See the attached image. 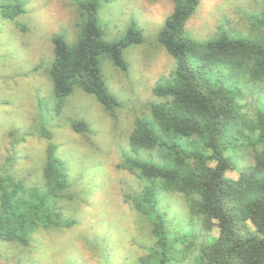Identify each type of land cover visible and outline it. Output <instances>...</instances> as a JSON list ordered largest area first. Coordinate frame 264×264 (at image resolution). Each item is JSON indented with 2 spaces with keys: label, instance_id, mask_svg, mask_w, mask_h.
Listing matches in <instances>:
<instances>
[{
  "label": "trees",
  "instance_id": "trees-1",
  "mask_svg": "<svg viewBox=\"0 0 264 264\" xmlns=\"http://www.w3.org/2000/svg\"><path fill=\"white\" fill-rule=\"evenodd\" d=\"M200 1L173 0L159 42L176 61L175 78L171 86L155 90L165 101L152 104L148 117L136 119L119 166L138 183H125L130 191L121 196L141 220L139 249L146 254L136 260L122 254L121 240L109 239V232L115 233L111 215L109 242L97 234L74 243L80 253H71L68 264H264V151H258L264 144V110L258 108L264 107V96L255 106L242 102L247 91L264 87V13L247 16L255 31L245 34L225 22L218 40L198 47L185 29ZM6 2L4 17L24 12L21 0ZM79 6L87 20L78 45L54 39L50 74L57 109L80 87L115 111L121 104L106 87L100 58L126 70L123 51L142 43V32L130 28L121 41L108 42L98 23L97 3ZM72 127L79 134L90 130L85 122ZM43 136L52 139L47 132ZM55 149L48 145L42 179L32 185L16 178L11 158L2 156L0 251L12 246L7 264H31L25 249L40 232L79 223L64 225L62 209L55 206L70 194ZM231 152H240L247 164L237 179L227 176L235 170Z\"/></svg>",
  "mask_w": 264,
  "mask_h": 264
},
{
  "label": "rangeland",
  "instance_id": "rangeland-1",
  "mask_svg": "<svg viewBox=\"0 0 264 264\" xmlns=\"http://www.w3.org/2000/svg\"><path fill=\"white\" fill-rule=\"evenodd\" d=\"M6 1L0 0V161L2 156L11 158L10 172L32 185L42 179L46 149L53 144L70 186L69 198H58L55 206L62 209L64 225L79 221L76 227L40 232L25 249L34 261L31 264H68L71 253H80L74 243L97 234L106 238L111 223L115 233L109 232V239L117 236L124 246L122 254L136 260L146 254L139 249L141 220L124 203L121 193L130 191L125 183L132 187L138 183L119 166L128 153L136 119L148 117L152 104L165 101L155 90L171 86L175 78L176 61L159 42L174 10L173 0H21L24 12L13 18L1 13ZM93 1L98 5V23L106 41L119 42L130 28H136L142 32L143 42L123 51L126 70L104 55L100 58L102 78L119 100L118 109L108 111L95 96L76 87L58 110L50 74L54 39L62 38L76 47L87 20L79 5ZM255 12L264 13V0H201L186 24V35L202 47L219 39L225 22L228 28L248 34L255 30L247 16ZM263 92L264 87L247 91L242 102L255 106ZM75 122L87 123L89 132H75ZM258 149L263 152L264 144ZM230 155L235 156V170L227 176L237 179L247 164L240 152ZM1 249L0 264H7L6 253L12 246Z\"/></svg>",
  "mask_w": 264,
  "mask_h": 264
}]
</instances>
